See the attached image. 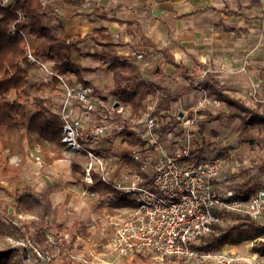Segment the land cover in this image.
Here are the masks:
<instances>
[{"label": "crops", "instance_id": "0c3cea01", "mask_svg": "<svg viewBox=\"0 0 264 264\" xmlns=\"http://www.w3.org/2000/svg\"><path fill=\"white\" fill-rule=\"evenodd\" d=\"M42 1L47 12L43 27L48 33L56 39L63 38L67 43L79 41L71 55V62L78 73H68L70 84H87L102 97L110 98L106 101L117 102L111 92L115 78L109 60L115 56L121 61H132L136 66L137 79L131 92L139 91L141 102L146 105L145 113H149L152 107L155 113L156 105L164 95L177 97L171 102L169 111L160 114L164 123L176 122L173 129L179 128L182 135L174 137L173 133H169L163 136L166 133L157 131L159 140L167 138L166 144L160 140L161 149H157L153 141L145 136V127L142 130L132 129L131 124H124L125 121L122 124L121 115L117 114L115 122L107 126V137L101 141V148L96 150V154L113 149L115 156H120L117 160L111 159L108 166L110 175H114L113 179L117 181L129 171H140V164L134 160L136 152L142 159L154 163L163 153L183 159V152L190 145L192 155L198 158V152L204 150L203 126L212 119H218L220 124L228 120L225 115H219L226 110L225 107L208 93L197 89L184 91L191 89L187 77L193 73L214 75L228 87L231 97L242 100L248 106L264 102V0ZM98 30L104 32L95 37L94 33ZM41 41L31 37V48L35 50ZM138 55L142 58L138 59ZM137 83L143 87H137ZM201 93H205L211 102L202 105ZM118 108L134 115L131 107L125 108L119 103ZM200 110L206 111V115L199 113ZM118 116L121 118L118 119ZM98 117L100 120L94 123L100 125L101 116ZM195 121L200 123V129L198 134L191 135L197 129ZM121 126H126V131L141 142L136 146L130 145L124 134L126 131L119 132ZM200 144L203 146L199 148ZM201 159H204L203 153ZM73 163L67 157L54 162L49 169L54 175L67 172L76 180L79 174L74 175ZM86 164H79L84 179ZM65 178L67 181L70 179L69 175ZM75 180L71 182L78 183ZM52 189V193L47 194L51 201ZM125 207L130 206L115 208L116 215Z\"/></svg>", "mask_w": 264, "mask_h": 264}, {"label": "trees", "instance_id": "16d2710c", "mask_svg": "<svg viewBox=\"0 0 264 264\" xmlns=\"http://www.w3.org/2000/svg\"><path fill=\"white\" fill-rule=\"evenodd\" d=\"M46 17V5L42 0H15L7 8L0 5V181H12L19 176L28 156L27 143H37L39 153L47 165L66 159V147L61 142L62 123L52 111L56 104L52 102L51 93L46 96L47 92L56 90L55 85L57 86L58 82L53 85L31 83L30 74L35 70L36 64L29 61L27 38L31 36L42 39L33 51L35 58L52 62L53 69L61 75L78 73L71 62V55L79 41L67 43L63 38H54L43 27ZM103 32L98 30L94 36L98 37ZM109 60L115 78L112 94L122 107H131L134 110V117L140 119L147 109L141 102L139 91L131 92L137 79L136 66L132 61H121L115 56H111ZM178 68L182 69L179 65ZM187 79L191 82V89L184 91L190 92L199 86L219 105L225 107L226 110L219 113L220 117L225 115L227 119L241 121L244 130L257 125L264 127L263 101H259L254 107L246 105L242 100L231 97L228 94V87L222 85L220 80L210 73L204 75L193 73ZM83 85L87 86V84ZM137 87L141 88L143 85L137 83ZM176 99L177 97L169 94L161 97L154 116L169 111L171 102ZM199 113L206 115L204 110H200ZM120 118L121 116H118V119ZM126 126L122 133L126 131ZM175 126L176 122L163 121L158 131L164 134ZM124 134L127 135L128 143L132 146L141 142L130 132L126 131ZM198 153L199 160L203 151ZM14 156H20L19 164L11 163L10 160ZM217 158L225 159V156L220 152L215 156V159ZM73 170L74 175L79 174L76 176L77 182L82 183L90 194L111 197L110 206L113 209L124 205L113 201V196H120L122 193L103 181L97 173H93V183L88 184L79 164L73 163ZM258 171L264 175V162L258 165ZM4 194L5 196L0 198V213L8 216L3 218L0 216V264H26V247L6 243L9 232H18L29 237L32 248L42 256H46L44 264H83L74 260L71 252L74 250L77 237L87 240L92 236L84 221H75L70 228L65 227L58 221V211L53 207L50 197L33 187L19 188L14 193L4 191ZM255 194L256 191L245 183L237 187L232 198L244 200ZM10 209L14 211L9 213ZM222 216L224 220L230 218L237 222L230 227H224L221 223L214 225L208 236L199 238L191 245L194 250L221 251L228 246L264 238V223L231 213H224ZM66 235L71 236L70 241L66 240ZM50 236L53 237L51 240ZM252 252L264 257V241H258L252 247ZM139 258L141 264L196 262L185 258H170L163 263H156L150 256H139ZM211 262L213 261L205 263Z\"/></svg>", "mask_w": 264, "mask_h": 264}, {"label": "built area", "instance_id": "2783aa9c", "mask_svg": "<svg viewBox=\"0 0 264 264\" xmlns=\"http://www.w3.org/2000/svg\"><path fill=\"white\" fill-rule=\"evenodd\" d=\"M14 1L0 0V5L7 8ZM28 45L29 61L36 67L41 66L54 83L58 82L60 100L56 115L62 123L61 142L70 152L84 154L87 158L84 170L86 183L92 184L93 173H97L103 181L136 204L121 208L116 216L109 219L113 233L110 245L117 257L150 256L156 263L170 258H185L213 261L215 264H251L238 255L221 251L200 252L191 245L208 236L214 225L223 224L224 213L261 221L264 218V188L244 200H233L230 193L221 195L218 187L227 182L233 167H229L224 158L198 160L189 146L183 152V159L163 153L154 163L142 159L136 152L134 160L140 164L141 172L133 170L120 181H112L107 161L95 152L107 137V126L114 122L116 115L127 119L125 111L115 108L117 102L106 101L90 86L70 84L65 75L56 72L46 61L36 59ZM137 58L141 59L142 55ZM196 89L205 92L199 86ZM154 110V107L150 108L143 123L145 134L157 149H161L157 131L163 119L161 114L154 116ZM98 115L101 116V124L90 125L88 121L92 118L97 120ZM124 130V126L119 128V132ZM37 150L34 158L39 162L40 151ZM37 255L45 261L46 256L38 252ZM73 259L78 261L75 256ZM84 264L106 263L99 259L98 262Z\"/></svg>", "mask_w": 264, "mask_h": 264}, {"label": "rangeland", "instance_id": "374dc122", "mask_svg": "<svg viewBox=\"0 0 264 264\" xmlns=\"http://www.w3.org/2000/svg\"><path fill=\"white\" fill-rule=\"evenodd\" d=\"M30 39L31 37L27 38L29 45ZM32 50L33 49L31 48V51ZM43 61H46L49 66L51 65V67H53L52 62L46 59H43ZM67 80H69L68 74ZM30 81L32 84L37 83V85L41 83L53 85L54 83L50 78L49 74L44 69H42L41 66H37L35 70L30 74ZM55 88L56 90L54 92L49 91L46 93V96H48L49 93H51V95L53 96L52 102L55 103L56 106L55 108H53L52 111L56 114V111L59 108L58 100H60V94L59 91H57L58 85H55ZM94 91L97 92L95 89ZM201 95L203 96L202 105L207 102H211L209 101L210 98L208 99L205 93H201ZM102 98L110 100V98H104V96ZM125 114L127 119L121 118L122 124L124 123V121H127V123L131 124L130 128H141L140 130L145 127L143 122L145 118L149 115L147 111V113H143L140 119H137L134 117V115H131L130 111L128 110H126ZM222 119L223 118H221V120ZM98 120H100L99 117L97 119V122ZM228 120L230 121L229 118ZM228 120H225L224 122L221 121L222 123L220 124L218 119H212L209 123L203 126L202 133L205 141L203 142L204 147L202 148L204 149V159H213L218 153L221 152L224 154L226 161L230 165L229 167H233L234 173L232 172L231 174H229L227 182L223 186L221 185L218 187L219 193L221 195L225 196L227 195V193L234 194L237 187L244 185L245 183L248 185L249 188L257 192L259 189L264 188V175H262L258 171V165H261L264 162V127L252 126L251 128L244 130L241 121L231 120V122H229L228 124ZM95 121L96 119L92 118L88 122L90 125H94ZM85 122L86 121H84V123ZM195 123L197 129H193L194 133H191V135L198 134L199 132L198 130L200 129V123L196 121ZM89 124H87V126H89ZM169 133H173L174 137L182 135V131L177 128L171 129V131H169L163 136H167ZM142 136L144 135L142 134ZM145 136L148 137L147 134H145ZM197 138L198 140H200L199 136H197ZM160 140H164L166 144L167 138L161 137ZM206 141L209 143H207ZM203 145L200 144L199 148ZM38 147L39 146L37 145V143H27L26 148L28 150V156L25 159V165L21 169L19 176L14 180L0 181V198L5 196L4 191H11L12 193H14L17 189L27 186L33 187L36 189V191L48 195L52 193L50 189L53 188L52 190L54 193L52 195V201L53 205L58 211V221L65 227L70 228L75 221L82 220L86 223L89 232L92 234V236L87 240L80 239L79 237H77L74 244V250L71 252L72 256H75V258L79 262L81 261L83 264L89 262H98L99 259L105 261L106 264H141V259L138 255H131L126 258H120L115 255L113 249L111 248L110 240L113 233L111 225L109 226V218L116 215L115 209L110 206L111 197H99L97 195L92 196V194L87 193L86 189L81 185V183H72L71 181L75 179L72 178L73 176L71 177L70 174L67 172L61 171L58 175L52 174L49 169L50 165L44 163L40 153L38 154V156L41 161L38 162L34 158L36 157L38 151L37 149H39ZM65 149V154L71 161L80 165H85V162H88L84 154H78L76 157L73 156L75 154L71 153L67 148ZM113 152L115 151H113L112 149L109 152L103 151L102 154L97 153V155L103 160L107 161L109 166L111 159L114 161L115 158L117 160V158L120 157L118 154L117 156H115V153ZM195 153H197V150L195 151ZM109 156L110 158H108ZM10 161L12 164H19L21 158L20 156H14L11 158ZM114 164L112 166H114ZM150 172L151 171H149V173ZM143 174H145V172ZM233 174L236 175L229 177ZM67 175H69L70 178L68 181L65 178ZM113 177L114 175H110L112 181H120L113 179ZM113 201L119 205L124 204L123 206H136L135 203H132L128 199V197L123 194H120V196L116 197L113 196ZM13 211V209H10L9 213H12ZM0 216L3 218L7 217L8 215L0 213ZM107 221H109V223ZM235 222H237V220L235 219H225L223 222V226L230 227ZM259 222L264 223V218ZM52 238L53 237L50 236V239ZM65 238L67 241L71 240L70 235H66ZM6 241V243H9L11 245L26 247V264H44L43 261L39 259L37 255V250L32 248L29 241V237L23 236L18 232H9ZM258 241H264V238L258 239L256 241L244 242L240 245L234 246L233 248L228 246L224 249H221V252L229 255H238L250 261L251 264H264V257L254 254L252 252V247ZM191 264L206 263L196 261L192 262ZM207 264H214V262ZM241 264L248 263L242 262Z\"/></svg>", "mask_w": 264, "mask_h": 264}, {"label": "water", "instance_id": "95a60500", "mask_svg": "<svg viewBox=\"0 0 264 264\" xmlns=\"http://www.w3.org/2000/svg\"><path fill=\"white\" fill-rule=\"evenodd\" d=\"M118 107H119V103H116V104H115V108H118Z\"/></svg>", "mask_w": 264, "mask_h": 264}]
</instances>
